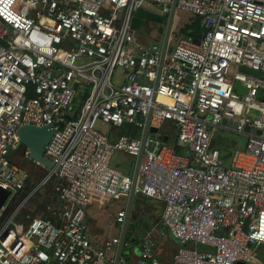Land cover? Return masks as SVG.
Listing matches in <instances>:
<instances>
[{"label":"built area","instance_id":"2783aa9c","mask_svg":"<svg viewBox=\"0 0 264 264\" xmlns=\"http://www.w3.org/2000/svg\"><path fill=\"white\" fill-rule=\"evenodd\" d=\"M172 1L0 0V188L9 193L0 264H112L119 233L92 241L87 211L95 198L126 202L131 174L111 156L133 166L148 116L156 133L145 137L135 194L162 204L158 227L178 246L162 261L146 235L131 263L125 241L118 264H264L255 254L264 246V79L240 70L264 73V0H176V14L198 19L204 34L173 26L157 78L165 23L139 40L132 21L142 9L163 16ZM165 122L176 145L158 133ZM96 123L131 131L115 138ZM25 125L54 130L44 157L56 171L21 197L31 180L15 161L28 159L16 134ZM221 126L246 137L230 165L211 144ZM45 184L55 204L18 220Z\"/></svg>","mask_w":264,"mask_h":264},{"label":"rangeland","instance_id":"374dc122","mask_svg":"<svg viewBox=\"0 0 264 264\" xmlns=\"http://www.w3.org/2000/svg\"><path fill=\"white\" fill-rule=\"evenodd\" d=\"M153 12L155 14L159 15V12L156 10H153ZM178 14L182 15V20H181V24L186 23L188 21V19H190L191 15L186 13V12H177ZM148 26V25H145ZM146 29V28H145ZM151 31H148V35L143 34V31L145 32V30L143 29L141 32L139 30H136V37L139 40H150V39H154L156 37V32L158 31V27H150L149 28ZM154 29V30H153ZM179 30V28H177ZM176 29V30H177ZM183 34V33H182ZM185 35V34H183ZM171 44V41H170ZM252 116H257V112L255 111H250L249 113ZM96 127L97 129H99L102 133L105 134H110L111 136H114L115 138H117L118 135L121 134H125L127 132H130V128L125 127V128H121V129H117V128H112L110 129L108 125L105 124H101V123H96ZM172 124L170 123H165L163 124L162 128L159 130V134H162L163 137H168L167 142L171 143L172 142ZM245 142H246V137L243 134H239L236 133L233 129H226L224 127H219L212 139H211V144L212 146H214V148H217L221 155H229L231 154L234 150H242L245 146ZM16 157L19 159H23L22 157L16 155ZM131 157L122 153V152H118V151H114L112 153L111 156V160H110V165L111 167L117 169L118 171H120L122 174H131V168H132V161H131ZM226 163V161H224ZM18 163H22L20 161H18ZM27 163V162H26ZM28 170L31 172V180L33 182H36L37 184H39L42 179L45 177V175L47 174V172L44 173L43 169L41 166L36 165L34 163L31 164V166L27 167ZM46 170V169H44ZM44 193H48L50 191V186L49 184H45L44 186ZM136 199L137 197H135L134 200V205L136 203ZM35 201H31L32 203L36 202ZM124 199H119L118 201L114 202L112 200H106L103 203V209L102 211H100V214L105 217V219L107 220V224L104 226L106 227L107 230L104 231V235L103 237H108L111 238L112 235H114L117 231V229H119L120 225L116 224V220H115V216H116V211L122 206ZM39 202L34 203L35 206H37ZM146 207L143 205H136L135 207V211L138 210V214L141 215V217H143V221L142 223H148V224H152L153 217H158L157 215L159 214H155L152 218H149L148 213L143 214L142 211H146L145 209ZM133 211V210H132ZM154 212H159L158 208L155 209ZM153 215V214H152ZM87 218L89 221V215H88V211H87ZM131 219H132V215H131ZM131 221L129 222V227H131ZM162 237H164L162 235ZM167 238H170L168 235H166L164 237L165 240H167ZM154 239V238H153ZM155 242V239H154ZM255 254L256 257L260 260H264V246H260L255 248Z\"/></svg>","mask_w":264,"mask_h":264},{"label":"water","instance_id":"95a60500","mask_svg":"<svg viewBox=\"0 0 264 264\" xmlns=\"http://www.w3.org/2000/svg\"><path fill=\"white\" fill-rule=\"evenodd\" d=\"M175 17H176V0H173L171 7H170V11L167 14L163 15V18H165L166 22H165V27H164L163 37H162V42H161L160 57H159L158 66H157V78L160 74L164 56L168 50L169 38H170L171 30L174 25ZM203 34L204 33H202L201 35H198V38L202 37ZM240 70L244 73L264 79V73L253 71L245 67H241ZM154 86H156V83L154 84ZM234 89L240 95H244L245 93V89L240 87L239 82L234 83ZM148 124H149V116L147 117L146 124L143 129L142 136H141L140 152L138 156L136 157L135 162L133 163V166H132L131 188L126 197L125 210H124L125 216H124V220L122 224L119 227V235H118L119 241L116 247V251L113 257L112 264H118L119 258L122 255L123 244L126 239L127 228H128V224L130 221L134 200L136 197L135 188H136L138 174H139V167H140V162L142 158V151L144 148L145 137L148 132H150L151 135H154L156 133V129L149 128ZM222 124L231 125L233 128L236 126L235 122H232L229 120H223ZM245 131H248L254 134L260 133L258 130L250 129L248 127H246ZM53 133H54V130L49 126L36 127V126H29V125L19 127L16 132L19 143L28 152V160L36 165L41 166L42 168L46 169L48 172L56 171L53 163H51L48 159L44 157L45 146L49 143ZM163 140L166 141V138L164 137ZM8 195H9L8 191H5L0 188V208L2 207ZM237 264H243V263H237Z\"/></svg>","mask_w":264,"mask_h":264},{"label":"crops","instance_id":"0c3cea01","mask_svg":"<svg viewBox=\"0 0 264 264\" xmlns=\"http://www.w3.org/2000/svg\"><path fill=\"white\" fill-rule=\"evenodd\" d=\"M140 13H142L143 15H141ZM144 13L145 14L146 13H152V14L158 16L159 18H163V16H161L160 14L158 15V14H155L154 12L149 11L147 9H142L138 13L135 14V16L133 18V21H132V25H133V27L136 30H139L141 32L144 29L145 32L143 31V34L148 35V31H151L149 29L150 27H155L156 26V27H158V29H160L162 27L163 23H153V22H151L145 16ZM179 13H181V12H179ZM192 18L193 17L191 16L190 19H188V21L186 23L181 24L180 22L182 20V15L177 13L173 26L175 27V29L179 28V31H180L181 27L184 24L189 23ZM163 19H165V18H163ZM165 22H166V20L164 21V23ZM145 25H148V26H145ZM165 123H167V122H165ZM168 123H170V122H168ZM170 124H172V123H170ZM172 126H173L172 127V135H173L172 139L173 140H172V142L170 144L176 145V130H175V127H174L173 124H172ZM223 126H228V125H223ZM229 129H231V128H229ZM165 138H166V141H167L168 137H165ZM231 155H232V153L229 154V155H223V156L221 155L222 159L224 161H226V163H225L226 165H230ZM17 160L18 159H16V161ZM19 161L22 162V163H20V165L22 167L27 168L29 166L28 163H26V162H24L22 160H19ZM131 172H132V168H131ZM136 197H137L136 202L139 201V203H140V201H141L142 202L141 205L146 207L145 209H146V211H148L149 214L155 215V214L159 213L157 215L158 217H156V219L154 220V222L152 224L147 225L146 223H140V225L143 227L142 228L143 229L142 233L140 234L141 240L146 235H149V237L152 238V239L154 238L155 239V242H154L155 243V251H154L155 252V256L158 259L162 260V261L170 262L174 252L177 249L178 243L175 240H173L172 238H167V240H165L164 237L166 235H163L164 237H162V231L158 227L159 226L158 225L159 218H160V214H161V210H162V204L160 202H158V201H154V200H151V199H146V198H144L142 196H136ZM104 202H105V200H102V199H99V198H95L94 201L88 207V215H89V221L87 219V221H88V234H89L91 240L95 241L97 243H100L104 239L108 238V237H103L104 231L107 230L106 227H104V226L108 222L105 219V217H103L100 214V211H102V209H103L102 207H103V203ZM125 203L126 202L124 200L122 206L116 211V213L119 210H121V208H123L125 206ZM137 204L138 203H135V205L133 204V207H132L133 211H132L131 215L134 213L135 206ZM156 208H158L159 212H154ZM115 218H116V216H115ZM118 233H119V229H117L116 233L114 235H112V237L117 236ZM154 239H153V241H154ZM130 244H131V249L127 251L126 255H128L130 262L134 263L136 261V259H137L138 254H139L140 244L139 243L138 244L130 243Z\"/></svg>","mask_w":264,"mask_h":264},{"label":"trees","instance_id":"16d2710c","mask_svg":"<svg viewBox=\"0 0 264 264\" xmlns=\"http://www.w3.org/2000/svg\"><path fill=\"white\" fill-rule=\"evenodd\" d=\"M140 14L143 15L142 13H140ZM146 14H145V16L153 23H164V21H165V19L159 18L158 16H156L152 13H146ZM180 31H181V33L185 34L186 36L196 38V37H198V35L201 34L202 29L200 27L198 19L192 18L189 23L184 24L181 27ZM16 159H18V158H16ZM16 159H15V161H16ZM19 160L27 162L29 164V166H31V164H32V162H30L28 159H20L19 158L16 161L18 165H20V163H18ZM22 168H25V167H22ZM43 171H44V173L47 172L44 169H43ZM36 185H37L36 182H33L32 180H28L26 188L23 191V196H21V197H24L25 195L29 194L35 188ZM35 200H37V201L34 203L39 202L37 204V206H35V204L31 202V201H35ZM136 203H138L137 205L142 204L141 201H140V203H139V201ZM51 204H55V194L51 191V189L48 193L45 194L44 193V187L40 188L31 196V199L28 201V204L25 205L23 208H21V210L17 216V219L21 220L23 217H25L28 214L35 215V216L45 215L47 212V207L51 206ZM34 206L36 208H34ZM142 213L145 214V213H148V211H142ZM148 215H149V218H152L154 216V215H151L149 213H148ZM155 219H156V217L152 218L153 222ZM143 220H144L143 217H141V215L138 214V210L132 214V219L130 218V221L132 222L131 227L127 228V234H126V239H125L126 242L132 243V244H138V243L140 244L141 243L142 240L140 238V234L142 233L143 227L140 225V223H142ZM146 224L149 225L148 223H146ZM128 226H129V224H128Z\"/></svg>","mask_w":264,"mask_h":264}]
</instances>
